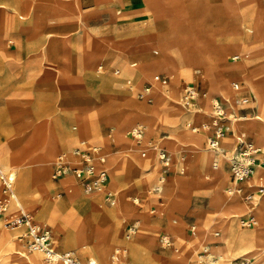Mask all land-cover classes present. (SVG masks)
<instances>
[{
  "label": "rangeland",
  "instance_id": "374dc122",
  "mask_svg": "<svg viewBox=\"0 0 264 264\" xmlns=\"http://www.w3.org/2000/svg\"><path fill=\"white\" fill-rule=\"evenodd\" d=\"M59 2L54 8L42 11L44 17L38 30L32 27L36 13L33 9L27 8L26 13L7 5V13L0 22V114L7 111L0 118V161L5 170L16 173V194L24 208L32 212L37 224L50 229L59 252H73L79 262L90 264L87 250L80 247L84 245V235L77 236L78 246L75 248L67 238V231L69 233L71 229L69 222L65 229H61L38 218L43 213L42 207H29L21 196L19 186V168L23 164L36 168L38 161H28V153L37 152L43 138L48 139L51 123L65 122L66 132L75 133L80 131V122L85 119L87 125L95 129V137H84L86 146L98 145L104 150L110 180L105 194H86L76 185L75 194L79 200L73 207L71 204L69 206L78 218L86 220L92 212L89 207L91 196L100 194L102 209L109 214L119 205L120 196L125 192V213L128 215L124 219L121 217L123 220L117 225L119 242L133 243L141 237L136 252L117 255L116 260L113 257L115 251H123L126 244H115L109 254L110 264H192L206 252L209 264L213 260L211 255L217 258L220 254L222 257L217 258L214 264H232L242 260L253 262L256 257L254 253L247 254L243 259L246 253L235 250L223 254L220 251L225 245L224 229L229 224L235 223L239 233H250L262 227L257 205L260 207L264 196L256 193L253 201L245 199L248 192H257L256 186L264 183L255 181L254 177L253 181L244 182L240 188L236 187L242 190L241 198L245 206L237 209L231 204L229 212L233 214L225 213L220 205H212L211 196L206 192H215L211 188L215 185V175L223 165L219 161V167L214 169L215 159L204 142L209 139L210 132L207 129L201 130L199 125L202 121V124L208 125L209 119L214 118L211 101L209 110L203 106L202 112L197 108L185 113L179 104L178 87L182 83L198 86L200 91L203 90L199 97L208 101L212 94H218L229 110H238L243 106L232 88L236 82H242L244 87L241 89L254 97L264 93V59L255 70L257 89L253 91L243 77H224L227 67L237 66L243 61L241 55L240 60H233L238 55L236 47L225 52L228 55L226 62L223 60L224 53L219 59L216 54L224 51L225 44L238 43V39L244 37L245 47H255L254 51L263 52L264 58V32L256 40L255 28L251 24L258 22L261 28L264 25V0H144L145 6L142 0H107L106 4L100 6H94L88 0ZM190 5H197L199 12L190 13ZM257 8H261V13ZM135 13L140 15L134 17ZM232 16L239 17V20L233 18L225 21V18ZM244 21L248 23L240 28ZM227 25L232 30L228 33L235 37L223 36V26ZM247 29H251L252 34ZM203 34L208 37H203ZM114 42H120L115 44L121 46L120 53L110 48L109 43ZM200 42L203 45H199ZM192 44L199 46L188 49ZM185 47L187 49L184 54L196 53L195 56L198 55L203 63L204 54L210 53L215 65L198 66L202 73L193 71L197 77L194 82L185 74V66L179 64L182 68L176 67V70L183 76L179 77L176 90L173 87L175 71L171 65L169 71L167 67H162L152 77L145 78L152 62H165L163 57L173 61L177 58V50ZM134 62H137V67L132 68ZM161 74L171 79L168 78L167 86L156 80ZM210 76L218 81L217 88L212 87ZM155 85L164 92L159 97L155 94ZM148 89L150 91L146 93ZM80 91L95 94L96 101L83 96ZM157 104L159 107H156ZM67 109H74L76 118L70 116ZM256 115L238 123L237 137L239 133L249 132V127L253 132L260 127ZM188 123H192V127ZM230 123L234 129L236 123ZM137 124L145 127L140 143L130 137L131 128ZM194 128H198V133L193 132ZM242 129L245 131L242 132ZM200 131L205 132L203 150L209 155L206 164L200 161L199 148L192 139ZM254 136L264 154V144L256 134ZM226 138L231 142L229 136ZM53 141L54 154L45 164L47 182L52 184L53 200L67 202L70 196L67 184L62 179L60 185H57L52 181L51 173L58 157H68L76 146L66 148L58 136L53 137ZM3 143L12 145L17 165H4ZM164 146L174 158L169 176L159 169L157 163L158 150ZM126 150L138 154L143 160L136 161L128 153L122 154ZM59 152L62 154L59 155ZM143 153L147 154L146 157H143ZM226 162L227 158L223 164L229 173ZM116 163H119L123 172L121 182H117ZM141 180L144 190L135 188L136 182ZM228 185L221 192V201L230 200L229 192H235L230 181ZM109 193L114 195L115 205L106 202ZM2 199L0 192V201ZM17 214V209L12 210L11 207L8 216L13 218ZM236 214L240 217H235ZM252 214L257 224L251 228L242 225ZM103 221L107 227L108 217L103 216ZM132 226H136V233L127 239V231ZM172 227L177 236L173 235ZM10 228L0 223V231H13ZM106 230L103 228V232ZM217 233L221 234L220 237L215 236ZM16 236L18 249L0 241V264H22V256L26 255L30 246L27 240L21 238L22 233ZM98 243L104 244L103 238ZM206 245L209 246L208 250H205ZM249 251L261 252V249ZM42 262L46 264L43 255Z\"/></svg>",
  "mask_w": 264,
  "mask_h": 264
},
{
  "label": "bare ground",
  "instance_id": "6f19581e",
  "mask_svg": "<svg viewBox=\"0 0 264 264\" xmlns=\"http://www.w3.org/2000/svg\"><path fill=\"white\" fill-rule=\"evenodd\" d=\"M59 1H61V0H0V22L4 17L3 15L5 13H7V11H6L7 5H9L10 7L16 8V10L18 9L21 11H25L26 13L28 12V9H33V11L36 13H35V17H34V23H32L33 24L32 27L35 28V30H38L41 26V23H42L43 17H44L42 11H44L45 9H48V8H54L55 4L60 3ZM43 2H45L47 4V6L44 8L38 7V5L43 4ZM188 9H189L190 13L195 14L198 11V6L197 5H190ZM257 10L260 12L261 8L260 9L257 8ZM245 23H248V21H244L241 24L240 28L243 27V25ZM251 24L254 25V28H255V34H254L255 39L256 40L260 39L259 38L260 33L264 32V25H262V28H261L258 26V22H251ZM0 29H1V25H0ZM244 41H245L244 37H241L238 39V43H235V44L227 43L224 45V51L217 52L216 54H217V57L219 59V58H221V55H223V53H224L223 60H224V62H226L227 61L226 56H228V55H226L225 52L229 51L233 47H236L238 54L243 56V61L241 64H239L237 66H233V67H229V68L227 67V70L223 69V71L225 70L224 77L225 78H226V76L243 77L246 80L248 86L253 91H256L257 88H256V83H255V79H256L255 70L258 67L259 63L264 59L263 54H262L263 52L257 53V51H254L255 47H252V48L245 47ZM199 45H203V43L200 42ZM199 45L192 44V45H190V47H188V49L193 48V47H197ZM185 49H187V47L178 49L177 50L178 55L176 54L177 58H174L173 61H171L170 58L163 57L165 59V62H168V64L171 65V67L175 71V76H173V79H174L173 87H175L174 88L175 90L177 89V82L179 81V77L183 76V74H181L179 71L176 70V66H174V64H176L178 62L182 63L184 61H187V58H188V62H189L188 67H184L183 70H185V69L187 70V71H185V74L194 82H196L197 77L195 74H193V71L194 72L196 71V73H202V71L197 68L198 66H200L201 64L203 66L204 65L209 66V64H211L212 66L215 65V60H213L209 56L210 53L204 54V58H205L204 59L205 64H204L198 58V55L195 56L196 53L195 54L192 53L191 55L184 54ZM111 55H112V57H114L113 56L114 54H111ZM202 57H203V55H202ZM238 58L239 57L236 56L235 60H237ZM173 62H174V64H173ZM160 63H161L160 61L155 62V63L152 62L149 65V71L150 72L147 75H145L146 79H148L150 76L154 75V73L151 72V70H152L153 66H155L156 64H160ZM262 71H264V70H262ZM154 87H155V94L157 97L161 96L164 93L158 85H155ZM149 91H150L149 89L145 90L146 93H148ZM261 97H262V95L259 94V96H258V101H259L258 110H259V112L257 113L256 118L261 123L262 126L260 125V127L258 129H256L254 133L257 135L259 141H261L264 144V101H262ZM4 112L6 113L7 111L4 110L0 114V118H2L4 116V114H3ZM192 113L196 114L197 116H200L196 112H192ZM98 114H100V113H98ZM247 119H243V120H247ZM237 121H238L237 119H234V122H237ZM202 123H203V121L199 125L201 126V130L205 131L207 129L208 125L202 124ZM80 124H81L80 131H77L75 133H68V132H66V129H65V122L59 123L58 121H54L53 123H51V125H50L51 131L49 132V137L47 139L49 141L50 151L47 155V158L44 160L38 161V165L36 166V168L27 167L26 164H23L19 168L20 178H21L20 184H19L21 196L25 200V202L27 203V205L29 207H33L35 205H40L42 207L43 213L38 218L45 219L47 222L54 224L56 227L61 228V229H65L66 223L69 222V224L71 225V229H70L69 233L67 231V238L71 241V244H73L75 246V248L78 246L77 236L79 234L84 235V237H85L84 245L83 246L81 245L80 247H82V249L87 250V253L90 256V263L92 262V264H110L109 263V254L111 252L112 247L115 244L124 243V244H126L125 245L126 247L123 251L121 249H117L115 251V254L113 256L114 260H116L115 259L116 257L122 256V254L123 255L128 254L129 251L133 254L134 252H136L138 250L139 245L141 244V237L137 238V240H135V242H133V243L132 242L131 243L119 242L120 239L118 238V234H117V225L124 219V216L128 215L127 213H125V210H126V208H125V205H126L125 192H123L120 196L119 205L117 207H115L113 212H111L109 214H107L106 211H104V209H102L103 207L101 205L100 194L91 196L90 197L91 201H90L89 207H90L92 212L90 213V216L86 220H83V219L78 218L76 216L75 212L73 211V208H71L69 206V204H71L73 207L74 206L73 204L79 200V198H78L79 196L77 195V193L75 194V187L77 184L75 183L74 179L71 177L63 178L65 184H67L66 185L67 190H68V193L70 195L67 202L60 201V200L54 201L53 195L51 192L52 184L50 182H47V170H45L46 169L45 164L50 161L51 157L54 154V150H55L54 144L55 143L53 141V137H55V136L60 137L63 145L66 148H71L72 146L78 147L81 145L82 142H84L86 145L87 143L85 142L86 141L85 138L91 139V138L95 137L94 136L95 135L94 134L95 129L94 130L91 129L87 125L85 119H82ZM0 125H2V124H0ZM231 125H232V123H230V122L227 123L228 129H232ZM204 131H202V132L200 131L201 133H199L197 136H194L192 138L194 144L199 148V159L202 162V164H206L207 162H209V155L207 153H205V151L203 150V140H204L203 135L205 133ZM244 131L245 130L242 129V132H244ZM193 132L198 133V128H194ZM226 137L227 136H225L221 141L220 152L210 151V153L213 155L215 161L216 160L220 161V163L223 166H222L221 170L219 171V173L217 175H215V185L211 188V189H214L215 192L214 193H210V192L207 193L206 192V194H209V196H211L213 206L220 205L221 209L225 213L228 212V214L230 215V214L234 213V212L233 213L229 212V209H231V204L233 205L234 208L243 209L245 206V203H244V200L242 199L243 198L242 197L243 196L242 190L241 189L238 190L237 188L235 189V192H232V190L229 192L230 195H234V194L236 195V196L230 197L231 198L230 200L228 199L226 201H221V198H220L221 192L226 187L229 186L228 185L229 184V173H227L225 166L223 164V163H225V158L228 159V157L226 155H224L222 153V151L224 150V151H227V153H230L234 149L233 147L235 146V145L232 147L228 146L229 141L227 140L228 138H226ZM94 146L99 147L101 149V151L103 152V149L100 146H98V145H94ZM258 149L260 150L259 158H261V159L264 158V154L262 152V149L259 147H258ZM103 154H104V152H103ZM64 156H66V155L59 156L57 162L59 161V159L61 157H64ZM69 156L71 157V155H69ZM104 156H105V154H104ZM2 157L4 159V163H5L4 165L5 166L17 165L16 164L17 163V156L13 153V149H12L11 144H9V143H7V144L3 143L2 144ZM57 162L55 164H57ZM107 163L108 162L106 161V163L103 165V167L109 171ZM260 166L261 165H258L256 168L255 175H254L255 181L260 182V183H264V172H260L258 170V168H260ZM115 173H116V177H117V182H121L123 172L121 171L119 163H116ZM15 176H16V173H15ZM163 181H164V179H163ZM134 184H135V182H134ZM136 184H135L136 185L135 188H140V189L144 190L142 180L136 182ZM242 185L243 184H240L237 187L240 188V186H242ZM107 186H106V188H107ZM1 188H2V186H1ZM105 189L99 191L98 193L105 194ZM161 189L162 188H159V190H161ZM242 189L245 190V188H242ZM1 191H2V189H1ZM163 191H164V189H163ZM2 194H3V192H2ZM233 197H235V198L232 199ZM105 199H107V197ZM151 199L152 198H150V200ZM17 202L23 207V204L20 201V199L18 198V196H17ZM115 204H116V201H115ZM15 208L17 209L16 205H15ZM258 208H259V210H258ZM247 209H248V207H247ZM257 210L259 211V217H260V221L262 223V227L259 230L253 231L250 233H239V228L235 225V223L229 224V226L224 229L225 236L223 237V242L225 243V245L220 252H222L223 254H228V253H230V251L236 250L239 253H246L242 256V258L249 253H254L256 257L253 259V262L251 260H249L250 264H264V201L261 203L260 207H258V205H257ZM128 211H131V210L128 209ZM103 216L108 217V219H109V221H108L109 224L107 225V227L104 225ZM238 216L240 217V215H238V214L235 215V217H238ZM249 216H250L249 218H246L244 220V223H246L252 216L254 217L253 214L249 215ZM121 217H123V219ZM235 221H236V219H235ZM136 224L138 225V224H140V222H136ZM103 228H106L107 230L105 232H103ZM10 229H12L13 231H5V230L0 231V241L5 242L7 245H9L11 247H15L18 249L19 244L17 242H15V239H17L16 235H17V233H19V234L23 233L24 229L22 227H11ZM99 230H100V232H99ZM171 231H172L173 235L177 236V233L174 232L175 229L173 227L171 228ZM215 236L219 237L220 233H217ZM102 238L104 240V244L98 243L99 240ZM21 241H23V240H21ZM67 246H69V245H67ZM87 246H90V247L87 248ZM208 249H209V246L206 245L205 250H208ZM254 249H261V252L249 251V250H254ZM247 251H249V252H247ZM29 254H31V255H29ZM141 254H142V252H141ZM149 254H152V253H149ZM203 254H205V253H203ZM22 257H23V259L21 260L22 264H43L42 254L39 251L29 249V251L26 253V255L22 256ZM220 257H222L221 254L217 255V258H220ZM211 258L213 259L211 261V264H214L215 262H217L216 256L211 255ZM87 262H89V261H87ZM232 264H235V263H232Z\"/></svg>",
  "mask_w": 264,
  "mask_h": 264
},
{
  "label": "built area",
  "instance_id": "2783aa9c",
  "mask_svg": "<svg viewBox=\"0 0 264 264\" xmlns=\"http://www.w3.org/2000/svg\"><path fill=\"white\" fill-rule=\"evenodd\" d=\"M135 66L134 64L133 67ZM156 80L163 86L169 84V79L161 75ZM233 89L239 92L241 85L236 83L233 85ZM199 94L200 91L193 85L183 86L181 88L180 104L188 112L196 110ZM238 100L243 106H248L252 101L249 97H241ZM212 111L214 118L207 126V130L211 133L207 142V148L210 151L220 152L222 139L231 133L230 129L226 126V121L229 119L223 103L216 98L212 99ZM188 126L192 127L191 125ZM144 133L145 127L143 125H137L130 130V137L140 143ZM237 142L238 145L230 153L224 150L222 151L228 157L226 163L229 167L234 187L249 181L255 175L258 165L264 166V160L259 158L260 150L253 142L241 138ZM142 155L146 157L147 154L143 153ZM158 162L162 172L168 176L171 172V167L174 165V158L165 148H159ZM105 163L106 157L99 147H86L85 143L82 142L80 146L71 152V157H61L57 164L54 165L53 179L58 180L71 175L76 178L84 193H96L104 190L110 180L109 171L103 167ZM213 167L217 169L219 167V161L216 160ZM15 183V173L5 170L0 161V184L3 192V199L0 201L1 222L7 227H22L24 231L21 238L29 242L30 249L39 251L43 255L46 264H82L73 252H59L54 245L50 229L37 224L34 221V217L17 202ZM263 194L264 189L260 188L259 195L262 196ZM254 197L253 194H247L246 200L252 201ZM106 202L114 205V195L109 194ZM136 203L138 204L139 202L136 201ZM12 204L16 205L18 214L10 218L8 214ZM256 224L257 220L252 216L242 225L251 228ZM136 229V226L129 228L127 231V239H131L135 235ZM193 264H209L207 252L199 256ZM235 264H250V262L248 260H242L235 262Z\"/></svg>",
  "mask_w": 264,
  "mask_h": 264
},
{
  "label": "crops",
  "instance_id": "0c3cea01",
  "mask_svg": "<svg viewBox=\"0 0 264 264\" xmlns=\"http://www.w3.org/2000/svg\"><path fill=\"white\" fill-rule=\"evenodd\" d=\"M91 4H93L94 6H100V5H104V4H106L107 3V0H88ZM216 1H220V0H216ZM142 2H143V4H144V6H145V3H144V0H142ZM41 3V2H40ZM47 6V4L45 3V2H43V4H39L38 5V7H41V8H44V7H46ZM37 7V8H38ZM140 14H138V13H135L133 16L134 17H136V16H139ZM233 18H236L237 20H239V17H237V16H232V17H227V18H225V21H228V20H231V19H233ZM21 19H23L22 17H21ZM230 31H232L231 30V28H230V25H227L226 27L225 26H223V36L225 37V38H231V37H235V36H232L230 33H228V32H230ZM247 31H248V33H250V34H252V30L251 29H247ZM203 37H208L206 34H203ZM120 44V42H114V43H109V46H110V48H112V49H114L115 51H117L118 53H120V48L119 47H121V46H116L115 44ZM121 44H123V43H121ZM215 46H218V45H216V44H214ZM123 46H125V44H123ZM118 47V48H117ZM133 55H135V52H133L132 53ZM127 56V55H126ZM136 56V55H135ZM236 56H238L239 58V60L241 59V56L238 54V55H236ZM235 58L236 57H234L233 58V60L234 61H237V60H235ZM187 62H188V58H187V61H184V62H182V63H180V62H178V63H176L174 66H176L177 68H182L179 64H183L185 67H186V64H187ZM123 63H125V60L123 59ZM136 65L135 67H137V62H134V63H132L131 65H132V68H135V67H133V65ZM162 67H167L168 68V71H169V69H170V66H169V64H168V62H162V63H160V64H156L155 66H153V68H152V70H151V72H153L154 74H156ZM161 76H164V77H167V76H165V75H162L161 74ZM150 77H152V76H150ZM167 78H169V77H167ZM170 79V78H169ZM171 80V79H170ZM210 80H211V84H212V87H214V88H217V86H218V81L216 80V79H214L213 77H211L210 76ZM236 83H238V82H236ZM239 84L241 85V87L243 88L244 86H243V83L242 82H239ZM185 85H192V84H184V83H182V85H180L179 87H178V94H179V104H180V99H181V88L183 87V86H185ZM101 86H99V87H97L96 88V90H98L99 88H100ZM196 88H198V90H199V87L197 86ZM233 88V87H232ZM234 90V89H233ZM101 91V90H100ZM200 91V90H199ZM203 90H201L200 92H202ZM235 91V90H234ZM82 94H83V96H85V97H89V99L90 100H94V101H96V99H95V94H90V93H87V92H85V91H80ZM99 92V91H98ZM236 92V94H237V97H238V99H240L241 97H249V98H251V103L248 105V106H242V107H240L238 110H229L227 107H226V105L224 104V102L221 100V98H220V96L218 95V94H212V97H211V100H209L208 101V99H201V97H199L198 98V101H197V108H200V110H201V112L203 111V106H204V108H206V109H210V101H211V107H212V99H214V98H216V99H218V100H220L222 103H223V105H224V108H225V110H226V113H227V117H228V121H226V126H227V123L228 122H234L233 120L234 119H237L238 121L237 122H234V123H236V125H234V129H230L231 130V133H229V134H227V136H229V138L231 139L230 141L231 142H229L228 143V146H230V147H232V146H234L233 148H235L237 145H238V142H237V140L239 139V138H241V139H244V140H247V141H250V142H253L257 147H259L257 144H256V139H255V133L251 130V128L249 127V129H248V131L249 132H247V133H239L238 135H239V137H237L236 136V130H237V125H238V123L240 124V123H242V121L241 120H243V119H247V118H252V117H255V115L259 112V110H258V103H259V101H258V97L257 96H252L251 94H249L247 91H244V90H240L239 92H237V91H235ZM252 93V92H251ZM81 94V95H82ZM101 94H103V93H101ZM253 95H255L254 93H252ZM256 98V99H255ZM261 99H262V101H264V93L262 94V97H261ZM180 106H181V108H182V110L185 112V113H189L181 104H180ZM58 107V106H57ZM156 107H159V104H157L156 105ZM60 109V108H59ZM61 110V109H60ZM74 109H67V111L69 112V115L70 116H73V117H75V115H74V111H73ZM159 110V109H158ZM196 110H198V109H196ZM73 114V115H72ZM62 117H63V114H62ZM76 118V117H75ZM166 118H169L168 116L166 117ZM211 118L209 119V122H211ZM77 121V120H76ZM192 123H188V125H191ZM137 125H139V124H137ZM137 125H135V126H137ZM134 126V127H135ZM192 126V125H191ZM194 127V126H193ZM133 128V127H132ZM131 128V129H132ZM210 135H211V133H210ZM2 141V140H1ZM206 144H207V142H208V140L207 141H204ZM77 147H74L72 150H74V149H76ZM163 148H165L167 151H168V149L164 146ZM49 151H50V145H49V141L48 140H46V139H44L43 138V143L40 145V147L38 148V151L37 152H32V153H28V158H29V160L28 161H41V160H44V159H46L47 158V155H48V153H49ZM103 152H104V150H103ZM123 153L122 154H125V153H128L132 158H134V160H136V161H142L143 159H141L139 156H138V154H133V153H131L129 150H126V151H122ZM125 152V153H124ZM60 154H62V152H59V155ZM104 154H105V152H104ZM122 154L120 153V157L122 156ZM261 159V158H260ZM261 160H264V158H262ZM157 163L159 164V162H158V160H157ZM226 168H228L227 170H228V172H229V181H230V183L233 185V189H236V187H234V184H233V182H232V179H231V175H230V171H229V167H228V165H227V167ZM159 169L161 170V167H160V165H159ZM259 169V171L260 172H264V166H260V168H258ZM53 172H54V166L52 167V173H51V179H52V181H54L57 185H60V183H61V180L63 179V178H66V177H71V178H73L74 179V181L76 182V184L81 188V190H82V192H84L83 191V189H82V187L80 186V184L78 183V181L76 180V178H74L73 176H71V175H68V176H65V177H63V178H60V179H58V180H54L53 179ZM170 174H171V172H170ZM110 175V174H109ZM169 176V175H168ZM254 177L255 176H253L249 181H252L253 179H254ZM243 186V185H242ZM241 187V186H240ZM260 188H263L264 189V185H257L256 186V191L257 192H248L247 194H253L254 196L256 195V193L257 194H259V189ZM1 185H0V192H1V194H2V191H1ZM64 193V192H63ZM62 193V194H63ZM246 194V195H247ZM3 195V194H2ZM235 195V194H234ZM234 195H230L231 197L232 196H234ZM262 196H264V194L262 195ZM255 198V197H254ZM254 200V199H253ZM252 200V201H253ZM138 205V204H137ZM11 207H12V210H16V208H15V205L14 204H12L11 205ZM23 208H24V206H23ZM25 209V208H24ZM26 210V209H25ZM27 211V210H26ZM28 212V211H27ZM30 214H32V212H29ZM210 214V213H209ZM208 215V214H207ZM207 215H205V217H207ZM215 219H216V217H214ZM214 218H211V219H214ZM0 223H2L1 222V220H0ZM221 235V234H220ZM220 237V236H219ZM63 252H67V251H63ZM62 252V253H63ZM199 258V257H198ZM197 258V259H198ZM196 259V260H197ZM196 260H195V262H196ZM193 264V263H192Z\"/></svg>",
  "mask_w": 264,
  "mask_h": 264
}]
</instances>
